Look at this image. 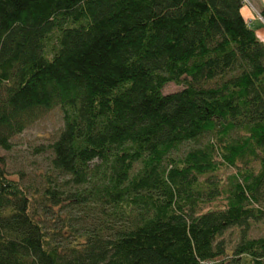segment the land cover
Returning <instances> with one entry per match:
<instances>
[{"label":"trees","instance_id":"trees-1","mask_svg":"<svg viewBox=\"0 0 264 264\" xmlns=\"http://www.w3.org/2000/svg\"><path fill=\"white\" fill-rule=\"evenodd\" d=\"M245 3L0 0V150L63 120L37 149L39 184L0 158V264H264V234L249 235L264 218V41Z\"/></svg>","mask_w":264,"mask_h":264},{"label":"rangeland","instance_id":"rangeland-1","mask_svg":"<svg viewBox=\"0 0 264 264\" xmlns=\"http://www.w3.org/2000/svg\"><path fill=\"white\" fill-rule=\"evenodd\" d=\"M253 10H256L255 5L251 2ZM251 6L246 4L244 12L247 19L251 18V26L264 40V24L259 22L255 14H253ZM257 11V10H256ZM258 12V11H257ZM261 13V9L259 11ZM183 88V85L170 83L164 89L165 93L178 91ZM62 116L58 109H55L43 118L36 121L33 125L28 127L23 133L14 137L12 142V149L0 150V158L5 161V167L9 175L20 180L23 184L34 185L39 184L42 178L41 173L45 172L49 160L48 153H40L41 145H47L55 139L56 133L62 126ZM191 148V144H186L182 147V153ZM235 173V169H225L218 174L220 178H226L228 175ZM227 203V197L221 195L212 203L206 204L203 211L210 209L224 207ZM264 207V203L262 204ZM250 237H260L264 234V218L260 221H252L249 227ZM241 229L238 227L229 228L222 236L229 248L234 247L240 239Z\"/></svg>","mask_w":264,"mask_h":264},{"label":"crops","instance_id":"crops-1","mask_svg":"<svg viewBox=\"0 0 264 264\" xmlns=\"http://www.w3.org/2000/svg\"><path fill=\"white\" fill-rule=\"evenodd\" d=\"M249 1H251L254 5H255V8H256V10L259 12L260 11V9L262 8V7H264V0H249ZM245 8V7H244ZM244 8L242 9V11L241 12H243V16H244V18H245V20H246V22L247 23H249L250 25H251V18H249V19H247V16H246V14H245V12H244ZM255 10V11H256ZM252 12H253V14H255L256 15V12H254V10L252 9L251 10ZM256 17H257V15H256ZM258 18V17H257ZM258 20H259V18H258ZM259 22H261L260 20H259ZM264 24V23H263ZM253 28V27H252ZM256 32V31H255ZM257 33V35H258V38L260 39V41H264V40H262V38H261V36H259V33H258V31L256 32Z\"/></svg>","mask_w":264,"mask_h":264}]
</instances>
